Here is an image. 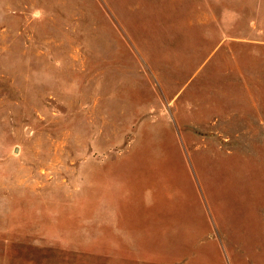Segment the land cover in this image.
<instances>
[{
	"label": "rangeland",
	"instance_id": "obj_1",
	"mask_svg": "<svg viewBox=\"0 0 264 264\" xmlns=\"http://www.w3.org/2000/svg\"><path fill=\"white\" fill-rule=\"evenodd\" d=\"M0 264H264V0H0Z\"/></svg>",
	"mask_w": 264,
	"mask_h": 264
}]
</instances>
